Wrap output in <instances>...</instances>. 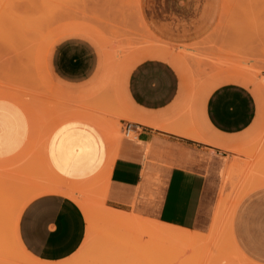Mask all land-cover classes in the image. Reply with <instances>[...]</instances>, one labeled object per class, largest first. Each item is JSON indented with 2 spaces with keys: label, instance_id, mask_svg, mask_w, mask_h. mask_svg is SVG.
Here are the masks:
<instances>
[{
  "label": "crops",
  "instance_id": "0c3cea01",
  "mask_svg": "<svg viewBox=\"0 0 264 264\" xmlns=\"http://www.w3.org/2000/svg\"><path fill=\"white\" fill-rule=\"evenodd\" d=\"M156 1L147 0L150 7ZM143 2L140 0L144 24L156 38L171 45L183 46L201 39L217 17V1L202 0V12L189 27L171 31L161 23L152 25L153 32L142 13ZM177 3L184 6L185 0ZM154 48L160 53L170 51ZM105 58L93 39L74 33L52 44L48 64L66 95L82 97L102 83ZM238 76L231 72L218 76L205 97L182 84L176 68L159 57L144 58L131 66L123 80L118 77L113 83L115 94L114 85L106 93L116 101L123 100L138 122L117 118L122 136L115 132L118 137L105 178V203L179 230L207 233L220 195L231 194L238 176L233 174L234 162L238 161L232 159L230 148L238 145L237 136L252 126L257 115L256 98ZM79 109L73 113L75 118L61 122L50 132L44 153L62 180L86 184L102 173L110 157V145L104 131L85 118L88 110L83 106ZM129 122L135 123V129L125 134ZM31 131L24 109L0 98V159L20 153L29 143ZM239 164L245 168V162ZM244 168L241 177L247 176ZM249 190L237 204L232 235L252 264H264V183ZM86 229L80 206L61 192L35 196L18 219L24 248L35 258L49 262L74 254L84 241Z\"/></svg>",
  "mask_w": 264,
  "mask_h": 264
},
{
  "label": "rangeland",
  "instance_id": "374dc122",
  "mask_svg": "<svg viewBox=\"0 0 264 264\" xmlns=\"http://www.w3.org/2000/svg\"><path fill=\"white\" fill-rule=\"evenodd\" d=\"M216 1L217 17L210 30L201 39L178 46L163 42L150 32L140 13V0H0V93L5 95L0 94V98L12 100L17 96L12 101L30 107L37 120L36 138L30 149L21 154L23 161L20 157L3 159L7 161L0 159L3 165L0 168V264H172L174 261L180 264H228L230 261L225 260H235L237 250L242 253L232 230L229 232L235 204L246 191L264 183V0ZM201 2L185 0L184 6H179L177 0H157L150 7L144 0L142 13L148 18L153 32L152 25L161 23L164 28L174 31L195 22L198 13L202 12ZM74 33L93 39L106 57L102 83L82 97L66 95L48 64L52 44L63 35ZM154 47H165L170 51L160 53ZM148 57L170 62L178 71L181 83L193 93L199 92L205 97L218 76L231 72L239 75L256 98V119L241 137L237 136L240 139L238 145L230 148L234 154L232 159L238 161L234 162L233 174L238 176L234 178L232 192L226 196L222 208L225 216L221 213L220 226L216 225L220 227L219 230L216 228L217 233L220 232L216 238H222L221 241L215 239L219 242L213 243L215 246L211 248L207 245L162 248L160 240L147 238L145 241L140 235L114 238L117 229L111 234L109 225L100 220L101 208H112L102 200L103 179L97 187L86 183L78 189L81 193L77 197L82 195L90 209L89 219H85L86 236L80 248L59 262L35 258L15 242L12 229L17 211L23 209L31 193L47 186L49 173L43 169L41 147L48 128L60 116L71 115L83 106L121 137V123L117 118L138 121L123 100L116 101L117 98L109 97L106 92L118 77L125 78L132 65ZM115 88L114 85V94ZM239 162H245V168ZM242 168L248 170L246 177L239 176ZM34 169L39 172L33 173ZM251 179L255 185H249ZM227 207L230 209L225 212ZM119 211L132 215L131 211ZM223 223H228L229 228ZM222 226H225L223 230Z\"/></svg>",
  "mask_w": 264,
  "mask_h": 264
},
{
  "label": "bare ground",
  "instance_id": "6f19581e",
  "mask_svg": "<svg viewBox=\"0 0 264 264\" xmlns=\"http://www.w3.org/2000/svg\"><path fill=\"white\" fill-rule=\"evenodd\" d=\"M136 4V3H135ZM137 6V5H136ZM244 66V65H243ZM2 96H5L4 93H0ZM13 97V96H12ZM17 97V96H16ZM15 97V98H16ZM14 98V99H15ZM12 100H14L13 98H11ZM21 100V99H20ZM15 101V100H14ZM17 101V100H16ZM26 101V100H25ZM18 102V101H17ZM22 103V102H20ZM27 104V103H26ZM18 105H19V102H18ZM23 104H21V107H22ZM24 107V108H23ZM22 108L25 109L29 119H30V122H31V127H32V131H31V138H29V143L26 144L27 146L25 148H23L20 153H18L17 155L14 156V159H18L17 157H20L21 154H23L24 152H26L29 148V146H31L30 144L32 143V140L34 141V137L36 132H37V123H36V118H35V115L33 114V112H31L29 109L26 107V106H23ZM66 113V112H65ZM72 115H68L66 114L65 117H62L60 116L61 118L60 119H56V121H54V123L52 125H50V127L48 128L47 132H46V135H45V138L42 142V149H41V152H42V157H43V161H44V167L43 169H46L47 173H49V178H48V181L46 182L47 186L39 189V190H36L34 191L33 193H31V195L27 198V201H26V204L28 201H30L32 198H34L35 196L37 195H40V194H43V193H51V192H61L63 194H66L68 196H70L81 208L83 214H84V217L86 220L89 219V207H88V202L84 199V197L81 195V197H77L79 196V194L81 192H78L80 190L79 187L80 185H85L84 183L82 184H77V183H74V182H67V181H64L62 180V178H60L53 170L52 168L50 167V165L47 163L46 161V158H45V153H44V142L46 140V138L48 137V135L50 134V132L58 125L60 124L61 122L65 121V120H68V119H71V118H75L76 114H73L71 113ZM62 115V114H61ZM74 116V117H72ZM88 117V120H91L93 122H95L103 131L104 133L106 134V137L108 139V142H109V145H110V154H109V159H108V162L105 166V168L103 169L102 173L99 174L98 176H96L95 178H93L89 184H92V185H95L97 187V185H101V181L103 179L106 178L107 175V170L109 168V165H110V162H111V159H112V156H113V149H114V142L115 140L117 139L118 135L115 133V131L113 132L112 130L110 131V127L108 128L106 125H108L107 123H104V121H102L101 119H98L90 114H86V117ZM103 122V124L100 122ZM106 124V125H105ZM109 126V125H108ZM114 130V129H113ZM33 146V145H32ZM34 148V147H33ZM25 149V150H24ZM30 149V148H29ZM256 150V149H255ZM34 151V150H33ZM32 151V152H33ZM29 152V151H28ZM31 156V155H30ZM13 158V157H12ZM11 158V159H12ZM29 158V157H28ZM12 159V160H14ZM20 159L22 160V158L20 157ZM10 160V159H9ZM8 160V161H9ZM264 160V159H263ZM3 161H7V160H3ZM16 161V160H15ZM23 161V160H22ZM11 162V161H10ZM261 163V162H260ZM2 163H0V168ZM5 164V163H4ZM12 164V163H11ZM15 164V162H14ZM20 164V163H19ZM37 165V164H36ZM261 165V164H260ZM259 166V165H258ZM10 167V166H9ZM39 169V168H38ZM35 170L34 169V172L33 173H38L39 171ZM252 172V171H251ZM256 172V171H255ZM257 173V172H256ZM255 175V173H254ZM258 176V175H257ZM255 179V178H254ZM254 179H251L250 180V183H253L256 181H253ZM258 179V178H257ZM263 179V178H262ZM108 180V179H107ZM107 180H106V183L105 185L103 186L104 188L101 189L100 191L102 192V200H103V203L105 202V195H104V190H105V187L107 186ZM260 180V179H258ZM249 182V181H248ZM258 182V181H256ZM261 182V181H260ZM262 183V182H261ZM248 184H246L247 186ZM249 185H248V188L249 189ZM253 185H255L253 183ZM259 185V184H258ZM90 186V185H89ZM251 186V185H250ZM82 188V186L80 187V189ZM93 189V187H91ZM251 188V187H250ZM226 189V188H225ZM224 191V190H222ZM228 191V189H227ZM232 192V191H231ZM247 192V191H246ZM245 192V193H246ZM230 193V191H229ZM228 194V193H227ZM243 195V194H242ZM244 196V195H243ZM235 197V196H234ZM241 197V196H240ZM230 198V196H229ZM240 199V198H238ZM226 195L222 194V196L220 195V200L218 202V207H216V213H215V217H214V221L212 223V227L210 229V232L208 234H200V233H196V232H191L189 230H181L179 231L177 227L175 226H172V225H168V224H164V223H158V222H155V221H150V220H146V219H142L140 218L139 216L135 215L132 213V215H127L125 214L124 212L122 211H119V210H116V209H112V208H101V211H100V220H102L104 223L108 224L109 227H110V233L112 234V232H115L116 229V234L114 233V238L115 236H119L122 238V235H124V239L128 238V237H134V235H140V237L142 239H152V240H160L161 241V244H160V247H164V248H170V247H178V246H188V247H194V246H202V245H207L208 248H211L212 246H215V244L213 245V243H216L215 239H218L216 238V236H218V234L220 233H217L218 231H216V228H220V227H217L216 225L218 224V219L220 217V214L223 215V210L222 208H224V203L226 202ZM236 201V199H235ZM238 202V200H237ZM25 204V205H26ZM50 204V203H49ZM227 204V203H226ZM237 205V204H235ZM227 206V205H226ZM233 207V206H232ZM227 209L228 207L225 209V212H227ZM230 209V208H229ZM228 209V210H229ZM18 213L16 214L15 216V226L14 228L12 229V233H13V236H14V239H15V242L21 246L22 248H24V246L22 245L21 241H20V238H19V235H18V219H19V216H20V213H21V210L17 211ZM53 216V215H51ZM225 216V214L223 215ZM47 218V217H46ZM224 217H222L223 219ZM221 219V220H222ZM227 220V218H224ZM44 220V219H43ZM227 222V221H226ZM229 222V221H228ZM91 223H93L91 221ZM230 223V222H229ZM40 224V223H39ZM220 224V223H219ZM218 224V225H219ZM223 225H225L223 223ZM227 225L229 226V224L227 223ZM225 225V226H227ZM38 226V225H37ZM93 226V225H92ZM220 226V225H219ZM224 226V227H225ZM227 226V227H228ZM119 228H123L122 230L118 229ZM223 226L221 227L223 230L224 228ZM229 228V227H228ZM45 230V229H44ZM219 230V229H218ZM227 231V229H226ZM231 233V229L229 231ZM48 233V232H47ZM228 233V232H227ZM41 234V233H39ZM229 235V234H228ZM227 235V236H228ZM220 236V234H219ZM148 239V240H149ZM222 238H220L219 241H221ZM232 239V238H231ZM235 239V238H234ZM225 240V239H224ZM223 240V241H224ZM146 241V240H145ZM151 241V240H149ZM218 241V242H219ZM227 241V239H226ZM217 242V243H218ZM229 241H227L228 243ZM152 243V241H151ZM216 243V244H217ZM120 244V243H119ZM156 244V243H155ZM229 244V243H228ZM235 244V243H234ZM123 245V244H122ZM159 245V243L157 244ZM219 245V244H218ZM217 245V246H218ZM159 247V246H158ZM206 247V246H205ZM25 249V248H24ZM233 249V248H232ZM236 249V247H235ZM237 250V249H236ZM237 254V258L234 260H232V258H229L227 260H225L226 262L230 261V262H240V263H243V264H252L248 258H246L241 252H238V250L236 251ZM235 253V251H234ZM169 256V255H168ZM234 256V254H233ZM226 257V256H225ZM232 257V256H231ZM236 257V256H235ZM171 258V257H169ZM217 263V262H216ZM223 263V262H222ZM172 264H180L176 261H174Z\"/></svg>",
  "mask_w": 264,
  "mask_h": 264
},
{
  "label": "built area",
  "instance_id": "2783aa9c",
  "mask_svg": "<svg viewBox=\"0 0 264 264\" xmlns=\"http://www.w3.org/2000/svg\"><path fill=\"white\" fill-rule=\"evenodd\" d=\"M135 129V123L129 122L124 127V133L125 134H132Z\"/></svg>",
  "mask_w": 264,
  "mask_h": 264
}]
</instances>
